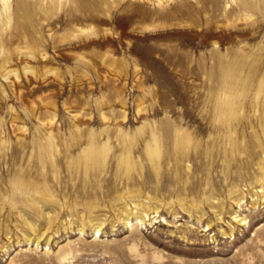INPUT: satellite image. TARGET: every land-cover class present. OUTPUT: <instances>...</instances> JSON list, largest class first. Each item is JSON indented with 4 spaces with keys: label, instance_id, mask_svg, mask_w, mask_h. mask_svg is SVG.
<instances>
[{
    "label": "rangeland",
    "instance_id": "374dc122",
    "mask_svg": "<svg viewBox=\"0 0 264 264\" xmlns=\"http://www.w3.org/2000/svg\"><path fill=\"white\" fill-rule=\"evenodd\" d=\"M229 93L237 140L264 144V0H0V264H264V153H193ZM164 126L192 143L157 168Z\"/></svg>",
    "mask_w": 264,
    "mask_h": 264
},
{
    "label": "bare ground",
    "instance_id": "6f19581e",
    "mask_svg": "<svg viewBox=\"0 0 264 264\" xmlns=\"http://www.w3.org/2000/svg\"><path fill=\"white\" fill-rule=\"evenodd\" d=\"M159 1V0H158ZM2 2L4 3V6H7L9 4V0H2ZM241 96V95H240ZM237 98V95L233 94V93H229V94H224V96H221L220 100L218 101V106L214 109V110H210L209 111V115L213 116V121H215L214 123V128L215 130L219 131L220 133H225L223 134L224 136H216V138L213 139L211 146L207 147L204 151H199L197 149V146L195 145L193 147L194 151V155L195 156H199V157H203L205 159H208L209 156V149L210 147L215 148L217 147L218 144H227V142L230 143V147L228 149H225V153H231L233 154L234 152L240 153V154H245L247 157L249 158H254L257 154V152L255 153V149L259 148L260 150H262V152L264 153V144L261 143L260 141L258 142L256 139L252 140L251 143L249 141L245 142L244 144L240 143L239 140H237V136H235L234 134L236 133L235 127L236 125H238V123H242L240 121L238 122H233V120L236 117V109L234 107V100ZM213 121L212 123H210L213 126ZM208 125H206L207 128ZM163 128V127H162ZM200 129V127H199ZM205 127L204 125H202L201 131L204 132ZM172 127L171 126H167L162 129V133H164L165 136L161 137L158 135L159 131L158 129H155L154 127H151L150 130L148 131L150 133V142L147 143V154L149 156V158L151 159V162L154 163V166L158 168L157 166V159L161 156L162 152V147H163V143L166 144V146H168L170 149L173 150L176 159H186L190 153H187V149L188 147L191 145L192 143V138H190L189 134L187 133V131L185 129L182 130H178L176 132V130L174 129V135L172 137ZM48 140V144L43 146L40 145L39 146V153L42 154L43 151L47 150L49 153L53 154V148L54 146V136L50 133L49 136L47 137ZM122 142H124V156L122 158V160L125 163V166L127 168H129L132 164L131 160H130V156H131V152L132 149L135 147L133 145V143L130 141L129 138L127 137H122ZM78 141H81V139H79ZM87 141L89 142L90 148H86L84 150V155H85V162L87 164L90 165H96L97 163L101 164L102 160L100 157V153L99 151H103L104 153L108 150L107 148V143L104 144V146L102 148H100L99 144L97 143V136L94 135H90L87 137ZM127 145H126V144ZM127 146V147H126ZM11 157V159L16 162L20 159V150L19 147H16L13 152L11 153V155H9ZM100 157V158H98ZM227 159L225 157L224 162H227ZM41 162H43V156L40 157ZM156 162V163H155ZM223 162V161H222ZM228 163V162H227ZM255 195V194H254ZM241 199H238L237 204H239ZM144 207L140 209V211H135L133 212V215L127 214L126 215V223H129L131 216H134L136 219L140 220V222H143L145 219L143 217V214H145L144 216L147 217V213H144ZM46 219L48 220L49 223V214L45 213L44 214ZM237 216H234L233 219H236ZM147 220V219H146ZM150 220V219H148ZM199 220H202V215H200ZM238 221H243V219H238ZM210 225L208 224L207 227H209ZM209 229V228H208ZM93 232L98 233L100 232V228L98 226H95L93 229ZM233 230L230 229V233H232ZM45 232L42 233V236L44 235ZM224 234H226V232H224ZM39 242V238H37ZM28 241H31L29 238L27 239Z\"/></svg>",
    "mask_w": 264,
    "mask_h": 264
}]
</instances>
